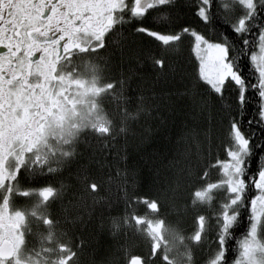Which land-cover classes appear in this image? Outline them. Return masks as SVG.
Wrapping results in <instances>:
<instances>
[{
    "label": "snow or ice",
    "instance_id": "snow-or-ice-1",
    "mask_svg": "<svg viewBox=\"0 0 264 264\" xmlns=\"http://www.w3.org/2000/svg\"><path fill=\"white\" fill-rule=\"evenodd\" d=\"M0 264H264V0H0Z\"/></svg>",
    "mask_w": 264,
    "mask_h": 264
},
{
    "label": "trees",
    "instance_id": "trees-1",
    "mask_svg": "<svg viewBox=\"0 0 264 264\" xmlns=\"http://www.w3.org/2000/svg\"><path fill=\"white\" fill-rule=\"evenodd\" d=\"M35 227V226H34ZM37 230H39V229H37Z\"/></svg>",
    "mask_w": 264,
    "mask_h": 264
}]
</instances>
